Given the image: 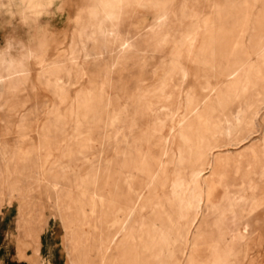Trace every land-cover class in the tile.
<instances>
[{"label":"rangeland","instance_id":"374dc122","mask_svg":"<svg viewBox=\"0 0 264 264\" xmlns=\"http://www.w3.org/2000/svg\"><path fill=\"white\" fill-rule=\"evenodd\" d=\"M0 50V257L264 264V0H0Z\"/></svg>","mask_w":264,"mask_h":264},{"label":"bare ground","instance_id":"6f19581e","mask_svg":"<svg viewBox=\"0 0 264 264\" xmlns=\"http://www.w3.org/2000/svg\"><path fill=\"white\" fill-rule=\"evenodd\" d=\"M104 7V6H103ZM112 10V9H111ZM237 75V74H236ZM239 75V74H238ZM242 75V74H241ZM241 75H240V80H241ZM253 79V78H252ZM241 81H243V80H241ZM244 82V81H243ZM237 83V82H236ZM238 83H240V81L238 82ZM226 91V90H225ZM218 99H219V97H218ZM223 99V98H222ZM189 100V99H188ZM214 100V99H213ZM228 100V99H227ZM228 102V101H227ZM215 104V103H214ZM222 104V103H221ZM88 106V105H87ZM221 106V105H220ZM215 109V108H214ZM206 115V114H205ZM199 127V126H198ZM23 135V134H22ZM51 141V140H50ZM209 142V141H208ZM52 143V142H51ZM88 144V143H87ZM208 144V143H207ZM206 144V145H207ZM42 145V144H41ZM40 145V146H41ZM43 145H45V144H43ZM86 145V144H85ZM43 147V146H42ZM260 148V147H259ZM70 150V149H69ZM6 153V152H5ZM39 153H40V151H39ZM139 153V152H138ZM1 154L3 155V153L1 152ZM4 155H6V154H4ZM14 155V154H13ZM135 155V154H134ZM5 157V156H4ZM129 158V157H128ZM76 161V160H75ZM121 164V163H120ZM215 164V163H214ZM126 165V164H125ZM122 169H124V167L122 168ZM116 171V170H115ZM120 171V170H119ZM124 171V170H123ZM187 171V170H186ZM113 172H114V170H113ZM121 172V174H122V171H120ZM118 175V174H117ZM123 175V174H122ZM78 178V177H77ZM120 178H121V176H120ZM77 181V180H76ZM53 185L55 186V184L53 183ZM56 187V186H55ZM108 188V187H107ZM110 188V187H109ZM212 189V188H211ZM109 190V189H108ZM110 191H112V190H110ZM96 193V192H95ZM70 194V193H69ZM101 194V193H100ZM99 194V195H100ZM109 194H110V192H109ZM112 194V193H111ZM114 195V194H113ZM213 196H212V198H218V196H219V194H218V188H216L215 189V192H214V194H212ZM77 196V195H76ZM95 196V195H94ZM95 197H97V196H95ZM111 196H109V198H110ZM73 198V197H72ZM92 198V197H91ZM103 198V197H102ZM101 198V199H102ZM78 199H80L79 197H78ZM98 199V198H97ZM101 199H100V201H101ZM111 199V198H110ZM114 199V198H113ZM190 199V198H189ZM188 200V199H187ZM75 201V200H74ZM92 201H93V199H92ZM103 201H104V199H103ZM171 201V200H170ZM79 202V201H78ZM94 202V201H93ZM96 203V202H95ZM94 203V204H95ZM190 203V202H189ZM75 204V203H74ZM129 204V203H128ZM74 206H76V205H74ZM109 209V208H108ZM107 209V210H108ZM110 210V209H109ZM129 212V211H128ZM135 212V211H134ZM260 213V212H259ZM131 214H132V212H131ZM232 214V213H231ZM257 214V213H256ZM112 216H114V215H112ZM133 216V215H132ZM131 216V217H132ZM258 216H260V215H258ZM264 217V216H263ZM62 218V217H61ZM255 218H257V217H255ZM132 219V218H131ZM99 220H100V218H99ZM129 221H130V219H129ZM132 221V220H131ZM127 222V221H126ZM125 225H126V223H125ZM246 225V224H245ZM124 227H126V226H124ZM153 228H155V227H153ZM142 229V228H141ZM123 230V229H122ZM245 230H247V229H245ZM244 230V231H245ZM125 231H127V230H125ZM181 231V230H180ZM93 232V231H92ZM121 232V231H120ZM123 232V231H122ZM246 232V231H245ZM122 234V233H121ZM149 235V234H148ZM118 236H119V234H118ZM127 237H128V235H127ZM109 238V237H108ZM139 238H140V236H139ZM153 239V238H152ZM133 240V239H132ZM151 242H153V240L151 241ZM100 243V242H99ZM101 247V246H100ZM100 250V249H99ZM217 251V250H216ZM69 253V252H68ZM78 255H80V254H78ZM80 257V256H79ZM70 264H80L79 263V261H77V259L75 260V259H73V257H71L70 258Z\"/></svg>","mask_w":264,"mask_h":264},{"label":"crops","instance_id":"0c3cea01","mask_svg":"<svg viewBox=\"0 0 264 264\" xmlns=\"http://www.w3.org/2000/svg\"><path fill=\"white\" fill-rule=\"evenodd\" d=\"M1 248V246H0ZM43 251V243L40 240V247H39V255H43L42 254ZM31 253H27V255H30ZM7 258V259H6ZM4 258V256L2 255L0 257V264H31L29 261L25 260V259H18L16 257H6ZM50 264H56L55 262H49ZM70 264V263H69Z\"/></svg>","mask_w":264,"mask_h":264},{"label":"clouds","instance_id":"9594fccd","mask_svg":"<svg viewBox=\"0 0 264 264\" xmlns=\"http://www.w3.org/2000/svg\"><path fill=\"white\" fill-rule=\"evenodd\" d=\"M7 48V44H6ZM22 61H16L14 58H11L5 54V51L0 50V67L12 68L21 64Z\"/></svg>","mask_w":264,"mask_h":264}]
</instances>
